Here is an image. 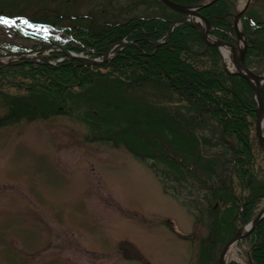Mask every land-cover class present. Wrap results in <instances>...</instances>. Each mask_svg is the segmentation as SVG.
Wrapping results in <instances>:
<instances>
[{"label": "rangeland", "instance_id": "374dc122", "mask_svg": "<svg viewBox=\"0 0 264 264\" xmlns=\"http://www.w3.org/2000/svg\"><path fill=\"white\" fill-rule=\"evenodd\" d=\"M245 2L234 1L232 30H221L231 42L209 32L237 51L247 49L242 27L244 44L234 29ZM247 2L242 13L264 22V0ZM133 17L183 16L160 0H0V18L24 21L26 34L99 31ZM252 28L250 39L264 53V32ZM31 44L0 25V51ZM57 45L16 61L56 66L73 59L68 54L102 58ZM116 45L107 47L110 56ZM245 66L261 76L264 54L255 50ZM116 80L70 94L72 112L0 82V264H219L226 244L262 209L264 196L248 221L240 219L233 194L243 192L212 119L201 115L193 124L173 92ZM230 181L233 194L224 189ZM252 191L263 193L264 181ZM252 246L251 238L239 240L234 261L250 264Z\"/></svg>", "mask_w": 264, "mask_h": 264}, {"label": "trees", "instance_id": "16d2710c", "mask_svg": "<svg viewBox=\"0 0 264 264\" xmlns=\"http://www.w3.org/2000/svg\"><path fill=\"white\" fill-rule=\"evenodd\" d=\"M172 1L199 5L205 0ZM234 1L215 0L199 10L211 25L217 27L211 32L224 40L229 38L220 29L232 30L230 7ZM240 22L247 38L245 61L255 50L258 55L264 54L249 36L252 27L264 32V22H256L246 13L241 15ZM170 24L167 17H133L99 31L72 28L55 34L42 30L31 34L34 41L27 48L54 42L66 50L95 57L101 56L110 44L122 38L132 40L136 45H126L109 61L99 65L75 59L61 61L56 66L16 61L0 67V82L17 83L13 86L26 93H41L68 112L74 111L68 98L70 94L90 89L103 80L116 82L118 79L130 89L150 84L173 92L190 110L188 117L193 124L201 115L208 116L217 124L219 140L231 154V179H236L243 193L234 195L235 186L231 181L224 189L232 190L233 199L239 201L243 208L240 219L246 222L254 206L264 196V192L252 191L256 181H264L263 168L260 167L264 162V151L255 136L256 111L252 89L243 77L228 72L217 47L206 45L191 25L179 23L167 35ZM166 37V41L155 45L156 41ZM261 96L264 102V86ZM92 111L88 110L86 114L90 115ZM248 238L253 241L251 252L254 262L264 264V217Z\"/></svg>", "mask_w": 264, "mask_h": 264}, {"label": "water", "instance_id": "95a60500", "mask_svg": "<svg viewBox=\"0 0 264 264\" xmlns=\"http://www.w3.org/2000/svg\"><path fill=\"white\" fill-rule=\"evenodd\" d=\"M160 1H162L166 6H168L172 10H175L179 13L186 15L184 17H181V18H178V19L172 21V24L170 25V28L168 30V34H170L172 32V30L176 24L187 23V24H190L193 28H195L199 32L200 36L202 37V39L205 41V43L207 45L216 46L219 49L222 45H226L230 48V51H231L232 56H233V61L235 64V67H234L235 69L232 70V72L237 73L238 75L244 77L248 81V83L250 84V86L252 87V90H253V95H254V99L256 102L255 132H256L257 139L259 141V145L264 150V137L260 134L259 126H258L261 117L264 116V104H263V100L261 97V84L258 82V76L256 74H254V72H252L249 68H247L245 66V62H244L245 47H244L243 51H239V53L237 54L236 47L232 43H230L228 41L220 40V39L210 40L207 38L209 36L208 32L211 29V26H210L208 20L199 13V9L203 6H206L210 3H212L215 0H208L207 2H205L201 5H198V6H185V5L175 3L171 0H160ZM247 1L242 6L241 11L238 12V14L236 15L235 20H234V29H235L236 36L242 39L243 44H244V35L239 30V17L242 14V12L246 9L247 3H248ZM192 17H196V19H200L203 21V23L205 25L204 30L201 28V26L198 22H195V20L192 19ZM119 43L122 45L126 44L125 41H120ZM66 53L68 54V52H66ZM68 55H70V57H72L74 59H77L80 61H86L87 63H90V64H101L105 60V57L108 55V51L104 54L103 61H98V60H94V59H87L85 57L77 56L74 54H68ZM240 65L242 66L243 70L240 68ZM263 216H264V206H263L262 210L257 214V216L250 223L247 224L246 231L244 233H241V234H239L237 232L233 236V238L226 244V246L223 248V250L220 253L219 264H222L223 255L225 253L226 248L229 246V244L233 241L236 242V241L240 240L241 238L246 237L255 228V226L257 225V223L260 221V219ZM252 264H254V263L252 262Z\"/></svg>", "mask_w": 264, "mask_h": 264}, {"label": "bare ground", "instance_id": "6f19581e", "mask_svg": "<svg viewBox=\"0 0 264 264\" xmlns=\"http://www.w3.org/2000/svg\"><path fill=\"white\" fill-rule=\"evenodd\" d=\"M193 20H195V22H198L201 26V28L204 30L205 26H204V23L202 20L200 19H194L192 18ZM208 39L210 40H218L217 38L215 37H212V36H208L207 37ZM240 43H242V40L240 41ZM220 50H221V53L224 57V60L226 62V65L228 66V68L230 70H234L235 68V64H234V61H233V58H232V54L230 52V48L226 45H222L220 47ZM240 68L243 70L242 66L240 65ZM258 82L260 84H262L264 82V74H262L261 76L258 77ZM259 132L260 134L264 137V116L261 117L260 119V122H259ZM246 228H247V225L246 226H242L239 230H238V233L241 234V233H244L246 231ZM236 242L233 241L229 244V246L226 248L225 250V253L223 255V260H222V264H227L228 262H230L231 260H234L235 258V253H236Z\"/></svg>", "mask_w": 264, "mask_h": 264}, {"label": "snow or ice", "instance_id": "6c2138e0", "mask_svg": "<svg viewBox=\"0 0 264 264\" xmlns=\"http://www.w3.org/2000/svg\"><path fill=\"white\" fill-rule=\"evenodd\" d=\"M3 20V18H0V21H2Z\"/></svg>", "mask_w": 264, "mask_h": 264}]
</instances>
